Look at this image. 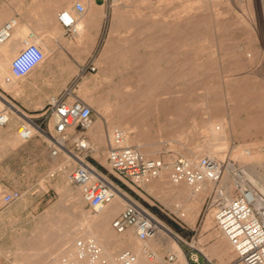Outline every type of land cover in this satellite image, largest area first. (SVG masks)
<instances>
[{"label":"rangeland","instance_id":"374dc122","mask_svg":"<svg viewBox=\"0 0 264 264\" xmlns=\"http://www.w3.org/2000/svg\"><path fill=\"white\" fill-rule=\"evenodd\" d=\"M52 4L51 0L25 7L13 4L21 16L35 23L29 29L36 33L34 38L45 56L48 47L40 34L50 22ZM255 4L256 0H121L108 6L94 54L95 71L73 78L70 74L56 75L58 81L72 78V84L66 86L72 90L68 99L78 96L90 104L92 123L100 122L103 128L104 143L97 151L94 138L86 132L93 143L88 160L177 234L189 264H197L195 255L200 264L204 263L203 255L215 264H224L231 258L233 251L220 258L219 250L214 248L222 236L213 219L206 227L204 223L206 214L211 210L213 214L212 201L217 197L223 200L218 193L233 145L249 148L264 161V17L256 12ZM259 6L263 7L261 3ZM23 26L26 35L29 29ZM68 57V52L56 49L51 62L67 63ZM149 80L157 84L151 91L155 97L134 98L132 92L139 91ZM17 83L18 95L0 89L8 98L39 107L37 111L24 110L40 129L30 128L25 137L17 136L25 121L11 111L9 122L0 127V264H48L58 257L54 242L40 248V256L32 254V261L25 259L27 254L39 252L38 245L27 244L37 228L48 223L57 228L56 224H61L65 230L74 231V240L84 238L87 227L75 221L78 214L73 206L78 200L76 196H66L63 187L79 189L69 178L74 162L64 169L56 167L63 160V152L50 154L45 132L52 130V121L47 124L40 116L49 97L62 92L31 91V81L24 77ZM123 125L129 127V134L146 151L145 156L164 163L176 157L198 158L209 153L208 144L217 149L227 142L222 176L217 182L203 183V189L207 188L193 221L179 214L180 206L190 197L169 198L149 190L157 178L137 188L110 171L105 159L108 138L114 127ZM14 189L20 191V196L4 203L3 193ZM236 192L237 187L232 197ZM80 208L94 212L85 202ZM110 229L117 234L111 225ZM61 231L58 228L55 236ZM224 240V245L230 246Z\"/></svg>","mask_w":264,"mask_h":264},{"label":"built area","instance_id":"2783aa9c","mask_svg":"<svg viewBox=\"0 0 264 264\" xmlns=\"http://www.w3.org/2000/svg\"><path fill=\"white\" fill-rule=\"evenodd\" d=\"M120 1L105 0L108 6ZM74 7L79 13L84 11L80 2H75ZM58 18L68 32L77 31L73 17L61 12ZM16 25L17 18L14 16L0 25V44L10 38ZM34 36V32H27L21 39L22 48L10 61V70L16 77L26 76L45 58L41 47L28 41ZM95 69V65L88 64L82 66L80 71L93 72ZM61 92L41 107L40 116L47 120V124L51 119L53 121L52 130L47 132L50 136L49 152L55 156L66 149L76 159L69 174L70 181L78 186L88 208L97 212L112 201L118 184L88 160L93 150L86 133L92 124V106L78 96L68 99L72 93L70 88ZM9 120L10 111L5 105L0 106V127ZM124 138L125 133L121 128L112 129L105 159L117 178L137 188L149 179L158 178L164 168H168V178L172 183L184 182L193 189L200 188L206 181L217 182L222 176L223 166L214 157L202 155L195 162L187 157H176L164 163L145 156L133 145L125 144ZM19 196L20 191L14 189L4 192L2 200L10 203ZM212 202L214 226L225 236L234 253V258L224 264H264V196L247 184L237 187L236 194L229 201L217 197ZM157 223L158 218L147 207L131 198L112 218L111 227L117 233L131 228L138 239L146 240L157 234ZM203 257V264H215L206 256ZM136 258L130 249H122L117 253L114 263L93 239L78 236L73 241L72 255L67 261L68 264H133ZM168 258L173 260V256ZM193 260L200 264L197 255Z\"/></svg>","mask_w":264,"mask_h":264},{"label":"bare ground","instance_id":"6f19581e","mask_svg":"<svg viewBox=\"0 0 264 264\" xmlns=\"http://www.w3.org/2000/svg\"><path fill=\"white\" fill-rule=\"evenodd\" d=\"M260 3L263 7L259 6ZM260 3L258 4V0H256L255 9L258 14L261 13L264 17V0H260ZM24 35V26L22 24L16 25L10 38L4 43L0 44V87L6 92H12V94L14 95H18V93L20 92H18L17 90V79L23 77H16L12 74L10 70V61L13 56L22 48L23 43L21 42V38L24 37ZM28 41L38 44L36 38L29 39ZM137 80L140 81L141 78L138 77ZM154 85L157 84H154L152 80H149L148 82L146 81L145 86L139 89V91L132 92L133 97L136 99L139 98L145 100L150 97H155V94L151 92L154 88ZM0 94L2 96L0 98V106L5 105L8 110L11 111L12 115H15L25 121V123L17 131V136L25 137L30 128H33L35 130L40 129L31 120L30 116L25 111H23L16 103L11 101L3 91H0ZM53 97H55V95L50 96L49 100ZM104 105H107L106 100H104ZM50 121H52V119ZM119 128H121L125 133L124 143L129 145L135 143L136 147L140 150L141 145L137 142L134 135L129 134L131 132V130H129V127L123 125ZM87 131L94 138L97 144V151L103 145L105 136L100 122L92 123ZM45 134L48 140H50V136L47 133ZM212 145L213 144H208V148H210V151L206 155L214 157L222 164L224 153L228 147L227 142L223 141L219 145L220 147H217V149L213 148ZM140 151L143 154L146 153L144 149H141ZM62 152L63 160L58 162L56 166L58 169H64L66 164L70 163L71 161L75 162L76 160L68 151H66V149H63ZM231 156L233 159L230 158V160L225 165L224 174L222 177L223 184L222 187L219 188L218 193L223 198V201H229L232 198V192L234 188L245 186L248 184L247 182H250L252 184L251 186L256 190L258 194L264 196V172L261 171L262 169H264V165L261 164V162L264 161L262 160V158L256 152L251 151L249 148L244 147L241 144L233 145ZM189 159L193 162L197 160V158L193 157ZM251 160L254 161L251 163V165H249ZM63 187L66 196H76L75 199L78 200V204H74L73 206L75 212L78 214V216H75V221H81V226L87 227L86 232H84V238L93 239L104 252V254H106L114 263H116L117 255L116 254L114 256L115 251L117 249L124 248L130 249L136 254L137 258L133 264H189L184 250L176 240V238L178 237L177 234L174 233L172 229L160 219H158L157 223V235L146 240L138 239L131 228H128L125 231L126 233L123 232L117 234H115L110 229L112 220L111 218L116 216L118 213H115L131 199L130 197H128L127 193L120 190L117 185L114 189L115 196L112 201L107 204L102 210L97 212L92 211L93 213H90L88 211L83 212L80 208V206L85 202L80 189L73 190L67 185ZM148 188L149 190L154 189L160 193L162 192L164 193V195L169 196V198L171 197L178 199L185 198L187 196L190 197L191 199L188 200V203H184L180 206L182 207V212L179 214L182 215L187 221H193L195 215L198 213V207L202 200V194L205 192L207 187H204L203 189V187L201 186L200 188L193 189L184 182L172 183L168 178V168H164L162 174L157 178L156 181L152 182L148 186ZM211 219L212 210L209 211L205 216L204 227L208 226V224L211 222ZM56 226L57 228L55 226L52 227L51 223H48L47 226L37 228V231L33 233V237L31 239H28L27 244L38 245L37 249L39 250L40 248L45 247L48 242H54L55 247L58 249V257L48 264H68L67 260L70 258L73 251L74 240L72 239V233L74 231L65 230V226L61 224H56ZM58 228H61L62 233L55 236V234H57ZM216 230L217 233L222 237L215 243L214 248L218 250L222 248L223 254L230 255V252H232V248L228 245V247L224 245L225 236L222 235L218 229ZM35 252H32L30 255H26V262L32 261V254L35 256L40 253V250L38 253ZM166 253L167 258H165ZM168 256H173V260H169ZM233 258L234 253L232 252L231 258H229V260H232Z\"/></svg>","mask_w":264,"mask_h":264},{"label":"crops","instance_id":"0c3cea01","mask_svg":"<svg viewBox=\"0 0 264 264\" xmlns=\"http://www.w3.org/2000/svg\"><path fill=\"white\" fill-rule=\"evenodd\" d=\"M42 1L45 0H0V25L8 18L16 16L17 25H25L28 29L34 27L35 23L29 22L28 17L25 15L21 16L20 13L16 11V7L13 4H21L22 7H25L27 4H36ZM51 1L53 3L51 8V19L48 24L43 26L44 29L40 34V37L48 47V53L41 64L37 65L24 76V78H28L29 81H31L30 84L32 86L29 88L31 91H64L67 89V85L72 84V78L81 73L80 68L82 66L93 64L96 67L94 54L98 51L101 35L108 15V5L105 0ZM75 2L83 4L84 11L82 13L77 12L75 9ZM61 12L74 18L77 27H79L76 32L70 33L67 31L64 24L58 18ZM10 13L13 15L9 16ZM32 18L35 19V16H32ZM29 31L34 32L33 29H29ZM34 34L36 33L34 32ZM56 49L69 53L67 63L51 62ZM63 67H67L68 69L66 71L59 70V68ZM58 74H70L72 78L66 82L58 81L56 78ZM9 99L15 100L23 108L22 109L18 105L23 111L26 110L31 112L40 109L39 107H33L31 102H22L12 96ZM219 253L220 258L226 257V254L222 252V248L219 249Z\"/></svg>","mask_w":264,"mask_h":264}]
</instances>
